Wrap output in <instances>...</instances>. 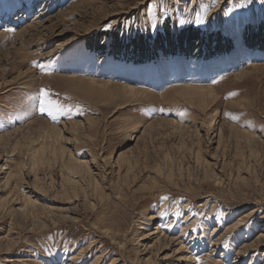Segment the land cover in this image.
<instances>
[{
    "label": "rangeland",
    "instance_id": "obj_1",
    "mask_svg": "<svg viewBox=\"0 0 264 264\" xmlns=\"http://www.w3.org/2000/svg\"><path fill=\"white\" fill-rule=\"evenodd\" d=\"M1 32L0 264H264V0H0Z\"/></svg>",
    "mask_w": 264,
    "mask_h": 264
},
{
    "label": "bare ground",
    "instance_id": "obj_2",
    "mask_svg": "<svg viewBox=\"0 0 264 264\" xmlns=\"http://www.w3.org/2000/svg\"><path fill=\"white\" fill-rule=\"evenodd\" d=\"M44 1V0H43ZM15 2V1H14ZM31 5V4H30ZM41 6H45V10L47 9V8H49L51 5H50V3H42V5ZM45 10H44V14H42L39 18H35V20L32 22V25L29 27V29L28 30H24L22 33H18L17 34V36H16V38L18 39H24L25 38V36L29 33V31H35V29H37L38 27V29H40L41 27H44V26H42L43 25V22L44 21H38L39 19L41 20L42 18H44V16L46 15V13H45ZM49 10V9H48ZM38 21V22H37ZM36 32V31H35ZM5 35H6V33L5 32H1L0 33V39L2 40L4 37H5ZM29 47V46H28ZM26 49V48H25ZM25 59V58H24ZM90 82H92L93 84H95V83H97L96 81H90ZM206 88V87H205ZM130 89V91L131 92H134L135 91V89L134 88H129ZM186 89L187 90H185V91H188V93H190V98L191 99H195V98H199V100H201L202 102L205 100V95H206V93H207V95H209V96H212L213 94L211 93V91H210V89H204V88H192V87H186ZM212 97H214V96H212ZM200 101V102H201ZM206 101H204V103H205ZM250 139H252V138H250ZM86 166V165H85ZM86 168V170H87V173H89V170H88V168L87 167H85ZM96 193H99V188L98 189H96ZM93 205V204H92ZM155 217V216H154ZM153 216H152V218H154ZM155 233H151V234H149V236L150 235H154ZM149 236H147V237H149ZM94 250V248H93V246H91L90 247V249H87V252H86V254L88 253V254H90L92 251ZM181 250V249H180ZM104 257V256H103ZM103 257H99V256H97L96 257V260L92 263V264H99V263H101V261H102V259H103ZM111 264H114V261L111 263Z\"/></svg>",
    "mask_w": 264,
    "mask_h": 264
},
{
    "label": "snow or ice",
    "instance_id": "obj_3",
    "mask_svg": "<svg viewBox=\"0 0 264 264\" xmlns=\"http://www.w3.org/2000/svg\"><path fill=\"white\" fill-rule=\"evenodd\" d=\"M247 2L250 3L251 0H247ZM241 6H244V5H241ZM180 23L184 24L185 21L182 19V20H180ZM196 23L197 24L201 23V18L199 16L196 18ZM8 30L13 31L12 29H8ZM40 95L42 97V99L39 103V109H38L40 112L43 113V112L47 111L50 113L53 109H59L60 108V105L57 102L49 99L50 94L47 90H42Z\"/></svg>",
    "mask_w": 264,
    "mask_h": 264
}]
</instances>
